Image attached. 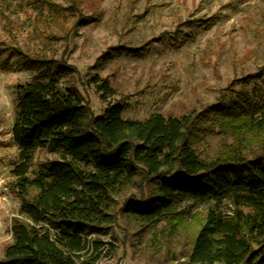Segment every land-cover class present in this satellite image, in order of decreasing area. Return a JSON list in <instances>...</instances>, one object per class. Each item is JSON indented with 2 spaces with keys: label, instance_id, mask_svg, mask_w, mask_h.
Returning <instances> with one entry per match:
<instances>
[{
  "label": "trees",
  "instance_id": "1",
  "mask_svg": "<svg viewBox=\"0 0 264 264\" xmlns=\"http://www.w3.org/2000/svg\"><path fill=\"white\" fill-rule=\"evenodd\" d=\"M2 51V70L34 76L15 86L11 142L19 162L10 190L22 218H13L0 264H97L115 248L101 236L122 215L141 229H176L187 224L191 203L212 204L193 236L190 264H264V65L232 80L227 99L202 111L133 119L124 118L120 100L96 116L76 86L63 89L75 71L66 60ZM91 83L104 102L117 94L107 78ZM237 83L251 88L234 90ZM215 134L231 136V144L201 157L196 144ZM39 149L61 159L39 163L30 177Z\"/></svg>",
  "mask_w": 264,
  "mask_h": 264
},
{
  "label": "rangeland",
  "instance_id": "2",
  "mask_svg": "<svg viewBox=\"0 0 264 264\" xmlns=\"http://www.w3.org/2000/svg\"><path fill=\"white\" fill-rule=\"evenodd\" d=\"M71 4L0 0V52L5 58L2 50L19 48L31 56L66 60L75 71L61 87L76 86L96 116L118 100L125 106L124 118L202 111L227 99L232 80L264 65V0H76V9ZM96 75L109 79L117 91L107 102L91 83ZM33 76L30 70L0 68V260L12 241L13 218H22L21 199L10 190L19 162L11 142L15 86ZM244 88L251 84L237 83L234 90ZM231 142V136L205 135L196 149L201 157L213 158ZM55 159L60 155L39 149L30 177L39 163ZM211 204H189L187 224L176 229L165 223L141 229L122 215L101 236L115 248L97 264H190L187 253ZM221 208L231 213L227 202Z\"/></svg>",
  "mask_w": 264,
  "mask_h": 264
}]
</instances>
